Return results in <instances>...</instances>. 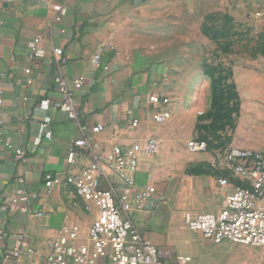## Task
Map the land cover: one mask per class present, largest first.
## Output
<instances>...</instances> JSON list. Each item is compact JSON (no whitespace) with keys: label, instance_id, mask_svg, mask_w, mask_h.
<instances>
[{"label":"crops","instance_id":"obj_1","mask_svg":"<svg viewBox=\"0 0 264 264\" xmlns=\"http://www.w3.org/2000/svg\"><path fill=\"white\" fill-rule=\"evenodd\" d=\"M37 36L46 55L33 62L29 45ZM52 48H61L67 58L61 73L68 88L78 78L83 81L75 92L82 111L79 124L37 107L57 98L48 63ZM98 48L103 52L94 68L90 60ZM167 63L177 64L173 74ZM214 63L222 69L212 70ZM179 64H186L185 76ZM0 76V192L5 199L0 226L8 235L7 248L19 244L11 237L16 230H26L24 244L35 248L39 258L64 225L76 227L83 238L96 217V210L87 211L64 182L44 189L46 175L65 176L67 146L82 136L78 125H102L94 141L107 153L152 136L159 140L158 152L141 156L133 176L137 188L150 185L156 191L135 215L134 225L170 261L180 253L179 241L192 233L184 227V215L218 213L223 202L218 179L241 183L225 160H212L225 159L224 147L232 143L264 153V0H0ZM151 96L169 100L160 108L171 114L166 123L153 121ZM206 111L224 112L245 138L215 144L203 119ZM46 116L53 119L49 141L38 138V124ZM190 141L207 145L196 153L201 164H193L195 156L184 149ZM6 144L22 147L26 162L17 164ZM88 162L84 153L77 166ZM100 187L107 189L109 182L101 178ZM19 190L36 195L31 209L42 217L9 205L8 198Z\"/></svg>","mask_w":264,"mask_h":264},{"label":"built area","instance_id":"obj_2","mask_svg":"<svg viewBox=\"0 0 264 264\" xmlns=\"http://www.w3.org/2000/svg\"><path fill=\"white\" fill-rule=\"evenodd\" d=\"M55 20L59 21V18L56 17ZM102 52V48H98L91 57L90 63L94 68L99 67ZM45 55L42 38L37 36L29 45L28 58L34 62L43 59ZM48 59L53 68L52 82L57 98L52 101L42 100L37 107L52 110L79 124L82 111L75 92L81 90L83 81L78 78L73 82V89L68 88L61 73V69L67 64L61 48H52ZM29 73L30 70H25V74ZM1 82L0 76V135L3 133L4 108ZM92 84L89 82L87 85ZM149 101L156 109L152 114L153 121L157 124L166 123L171 114L160 108L169 104L167 97L151 96ZM52 122L53 119L49 116L42 119L38 124V138L51 140ZM137 125V121L131 123L132 128ZM78 126L82 136L67 146L68 167L65 176L60 178L46 175L44 189L49 192L64 182L75 192L87 211L91 207L96 210L95 219L83 238L79 236L76 227L64 225L53 238L47 240L46 252L41 258L37 256L35 248L25 246L28 233L23 228H19L11 236L19 244L7 248L5 242L8 235L0 226V264H95L97 259H105L106 264H179L166 258L159 248L140 235L134 225L135 215L141 212L156 191L150 185L137 188L133 176L138 171L141 156H154L158 152L159 140L152 136L124 149L114 146L107 153L100 143L94 141V136L104 130L102 125L91 128ZM5 148L14 152L17 164L26 162V152L22 147L6 144ZM186 149L191 154L203 153L207 150V145L204 142L190 141L186 144ZM84 153L89 157V162L78 167L77 159ZM225 163L241 183L234 184L227 178L218 179V187L223 192L221 210L216 214H185L184 227L214 243L231 242L264 248V153L233 146L226 152ZM101 178L109 182L107 189L100 187ZM19 182L24 183L21 180ZM35 198V194L19 190L7 202L16 206L21 214L33 213L36 217H42V212L31 209ZM4 201L0 192V206ZM159 201L163 202L164 199L159 197Z\"/></svg>","mask_w":264,"mask_h":264},{"label":"rangeland","instance_id":"obj_3","mask_svg":"<svg viewBox=\"0 0 264 264\" xmlns=\"http://www.w3.org/2000/svg\"><path fill=\"white\" fill-rule=\"evenodd\" d=\"M166 41H163L165 43ZM168 74H173L175 71L174 67L177 64L167 63ZM172 66V67H171ZM222 66V65H221ZM220 64H211V69L219 70L222 69ZM180 72H183L185 76L186 64L178 65ZM185 80V78H184ZM180 85L182 79L179 80ZM181 91V90H180ZM179 93V101L182 97L186 103L185 96L181 92ZM224 112L220 111H206L203 119L210 125L209 132L215 144L221 142H234L238 138H245L239 136L235 132L234 120L227 118ZM183 121H186V116L180 117ZM187 144V143H186ZM230 146H236L233 143L224 147V149L230 148ZM186 149V145L184 147ZM221 148L217 149L218 151ZM189 154V153H188ZM194 157L195 162L193 164H201L202 159L196 157L197 155L189 154ZM225 159H214L212 162L219 163ZM195 173V172H194ZM185 239L179 241L180 253L174 254V259L171 262L179 264H264V248L254 246H242L231 242L214 243L211 241L204 240L199 233H189ZM174 248V246H173ZM176 248V247H175Z\"/></svg>","mask_w":264,"mask_h":264}]
</instances>
